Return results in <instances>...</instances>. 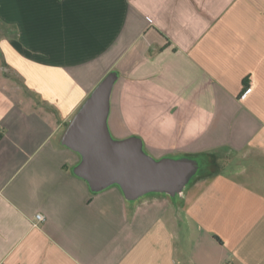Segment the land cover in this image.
<instances>
[{
  "label": "crops",
  "instance_id": "crops-1",
  "mask_svg": "<svg viewBox=\"0 0 264 264\" xmlns=\"http://www.w3.org/2000/svg\"><path fill=\"white\" fill-rule=\"evenodd\" d=\"M110 73L112 135L202 162L178 200L75 174ZM263 183L264 0H0V264H264Z\"/></svg>",
  "mask_w": 264,
  "mask_h": 264
},
{
  "label": "water",
  "instance_id": "water-1",
  "mask_svg": "<svg viewBox=\"0 0 264 264\" xmlns=\"http://www.w3.org/2000/svg\"><path fill=\"white\" fill-rule=\"evenodd\" d=\"M116 79V74L110 73L100 82L63 137V144L81 156L75 174L94 192L118 186L130 202L151 194L178 200L202 175V162L187 156L156 159L145 151L140 138L115 139L109 116Z\"/></svg>",
  "mask_w": 264,
  "mask_h": 264
},
{
  "label": "built area",
  "instance_id": "built-area-1",
  "mask_svg": "<svg viewBox=\"0 0 264 264\" xmlns=\"http://www.w3.org/2000/svg\"><path fill=\"white\" fill-rule=\"evenodd\" d=\"M44 220H45V217H44L43 215L38 214V215L36 216V223L42 222V221H44ZM36 225H37V224H36ZM226 264H231V263L228 262V263H226Z\"/></svg>",
  "mask_w": 264,
  "mask_h": 264
},
{
  "label": "rangeland",
  "instance_id": "rangeland-1",
  "mask_svg": "<svg viewBox=\"0 0 264 264\" xmlns=\"http://www.w3.org/2000/svg\"><path fill=\"white\" fill-rule=\"evenodd\" d=\"M113 137H114L115 139H118V137L116 138L114 135H113ZM118 140H119V139H118ZM149 155H150V154H149ZM151 156H152V155H151ZM152 157H153V156H152ZM154 158H156V157H154ZM156 159H159V158H156ZM249 161H250V159H248L247 161H245V163L247 164V162H249ZM216 168H218V167H215V166L213 167L214 170H217ZM211 170H212V169H211ZM214 170H212V171H214ZM203 173H205V171H203L202 174H203ZM261 187L264 189V183L261 185ZM162 195H163V194H162ZM165 196H167V195H165Z\"/></svg>",
  "mask_w": 264,
  "mask_h": 264
},
{
  "label": "trees",
  "instance_id": "trees-1",
  "mask_svg": "<svg viewBox=\"0 0 264 264\" xmlns=\"http://www.w3.org/2000/svg\"><path fill=\"white\" fill-rule=\"evenodd\" d=\"M213 167H214V166L212 165L210 168H211L212 170H214Z\"/></svg>",
  "mask_w": 264,
  "mask_h": 264
}]
</instances>
